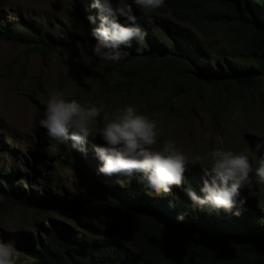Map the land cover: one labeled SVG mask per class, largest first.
Listing matches in <instances>:
<instances>
[{
	"label": "rangeland",
	"instance_id": "374dc122",
	"mask_svg": "<svg viewBox=\"0 0 264 264\" xmlns=\"http://www.w3.org/2000/svg\"><path fill=\"white\" fill-rule=\"evenodd\" d=\"M93 2L0 0V238L21 252L17 264H76L72 251L134 264H204L197 250L179 257L186 243L165 237L156 223L165 219L139 205L146 196L169 211L199 207L182 188L156 195L135 177L121 186L117 181L126 177L98 171L102 162L94 149L106 146L99 135L85 142V153L71 140L50 139L38 122L55 91L85 105L103 104L96 128L117 108L134 106L158 121L156 148L173 140L189 156L183 188L200 196L211 176L197 156L216 148L246 151L255 167L264 156V147L255 151L264 143V72L251 63L256 58L246 47L256 36L250 1L165 0L148 15L133 5L147 36L131 48L122 45L128 55L119 62L92 51L99 24ZM89 15L97 17L95 23ZM168 30L193 43L201 58L192 59ZM216 61L229 75L231 67L256 71L242 75L245 83L211 82L201 68L215 69ZM252 180L237 204L244 200L243 213L256 214L260 222L264 185L256 184L254 173ZM263 257L259 248L236 259L251 263Z\"/></svg>",
	"mask_w": 264,
	"mask_h": 264
},
{
	"label": "clouds",
	"instance_id": "9594fccd",
	"mask_svg": "<svg viewBox=\"0 0 264 264\" xmlns=\"http://www.w3.org/2000/svg\"><path fill=\"white\" fill-rule=\"evenodd\" d=\"M165 4V0H94L90 5L98 9L99 24L93 30L96 43L92 48L94 55L109 62H119L128 53L121 46L131 48L132 42L142 43L147 32L139 25L133 5L145 15L154 13ZM123 18L125 23L120 22ZM95 23L97 17L87 16ZM137 53L142 51L136 49ZM105 111L103 104H82L76 99H68L61 91L50 94L43 118L39 126L47 130L50 139L58 143L73 141V147L81 152L87 151L85 142L99 135L106 146H95L102 165L98 171L104 175H119L131 184L133 177L138 184L151 189L156 195L170 194L174 187L182 188L193 204L209 206L214 210L223 209L230 212L237 208V200L243 188H251L255 182L264 185V156H261L254 167L246 151H233L216 148L196 160L208 163L205 179L201 189L203 196L191 188H183L186 164L189 156L178 147L173 140H165L162 147L158 144L160 129L158 121L143 114L134 106L125 105L117 108L110 119H105L103 127H94L97 118ZM264 143L255 145V151L260 152ZM141 174L136 176L135 174ZM244 200H240L242 206ZM235 215H240L237 211ZM183 220V216L178 217ZM21 252L14 242L0 238V264H17Z\"/></svg>",
	"mask_w": 264,
	"mask_h": 264
},
{
	"label": "trees",
	"instance_id": "16d2710c",
	"mask_svg": "<svg viewBox=\"0 0 264 264\" xmlns=\"http://www.w3.org/2000/svg\"><path fill=\"white\" fill-rule=\"evenodd\" d=\"M251 28L255 31V38L250 40V45L247 48L253 50L252 56L256 59L251 63L255 64L259 70L264 72V0H249ZM171 33V30H168ZM172 34V33H171ZM172 37L179 42H184L187 51L192 53L191 58H201L198 54V49L193 43H187L185 38L180 35L172 34ZM134 56L139 57L140 53L134 50ZM164 57V55H161ZM202 74L211 82L218 80H242V75L256 71L252 68H242L238 71L234 68L228 69L231 75L227 74L224 67L215 62V69L206 67L201 68ZM206 69V70H204ZM139 205L144 207L146 212L159 214L165 221L157 222L161 227V231L168 239H178L186 244L179 249V257H186V254L197 250L198 257L204 264H264V257L259 261L249 262L245 260L241 262L236 258H241L243 255H249L252 252L262 248L264 252V219L258 222L256 214L243 213V208L238 205L230 212L223 209L214 210L209 206L195 207L193 210L185 211H169L164 203L158 199H149L142 196ZM239 211L240 215H235ZM183 216V220H179V216ZM77 242V241H75ZM78 246L84 245L83 241L77 242ZM76 246V244H75ZM76 264H134L132 261L125 260L119 262L117 259L109 257L98 258L94 260L83 253L82 257L77 256L75 251H72ZM124 260V259H123Z\"/></svg>",
	"mask_w": 264,
	"mask_h": 264
},
{
	"label": "bare ground",
	"instance_id": "6f19581e",
	"mask_svg": "<svg viewBox=\"0 0 264 264\" xmlns=\"http://www.w3.org/2000/svg\"><path fill=\"white\" fill-rule=\"evenodd\" d=\"M11 102H12V101H11ZM2 104H3V103L1 102L0 105L2 106ZM4 104H7V105H4V107L6 106V108H8V107H7V106H8V103H4ZM11 105H12V103H11ZM15 107H16V106H15ZM10 108H11V106H10ZM10 108H9V109H10ZM4 110H5V108L3 109V111H4ZM6 110H8V109H6ZM11 110H12V109H11ZM14 111H15V109H14ZM14 111H13V112H14ZM9 113H11V112H9ZM9 113H8V114H9ZM18 113H19V112H18Z\"/></svg>",
	"mask_w": 264,
	"mask_h": 264
}]
</instances>
